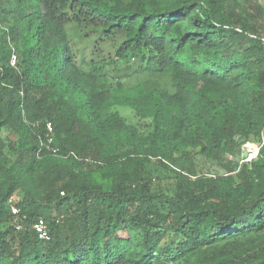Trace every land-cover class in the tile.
Segmentation results:
<instances>
[{"label": "trees", "instance_id": "16d2710c", "mask_svg": "<svg viewBox=\"0 0 264 264\" xmlns=\"http://www.w3.org/2000/svg\"><path fill=\"white\" fill-rule=\"evenodd\" d=\"M263 126L264 0H0V264H264Z\"/></svg>", "mask_w": 264, "mask_h": 264}, {"label": "rangeland", "instance_id": "374dc122", "mask_svg": "<svg viewBox=\"0 0 264 264\" xmlns=\"http://www.w3.org/2000/svg\"><path fill=\"white\" fill-rule=\"evenodd\" d=\"M120 111L129 120H131L133 122L135 121L130 110L120 109ZM257 142H258V140H255V139H251L249 141H246L244 143V145L242 146V154L244 152H251V154H253V152L256 150L255 147L257 146ZM198 170L202 173H211V172H215V171L220 172V173L223 172L222 169L217 167L214 163L207 161V160H203V159H201L199 162Z\"/></svg>", "mask_w": 264, "mask_h": 264}, {"label": "built area", "instance_id": "2783aa9c", "mask_svg": "<svg viewBox=\"0 0 264 264\" xmlns=\"http://www.w3.org/2000/svg\"><path fill=\"white\" fill-rule=\"evenodd\" d=\"M13 61L12 64L14 65L15 63V57L13 56ZM48 128L51 130V126L48 125ZM264 146V126L263 129L261 131L259 140L257 142V146L255 147L256 150L253 152V154H251V152H248V158L246 160L243 161H252L253 159H255L259 153L260 148ZM9 204L11 205V212L12 215H14L15 217H18L20 215V209L18 208V206L15 203V198H12L9 200ZM17 222V221H16ZM17 228H20L19 224H16ZM35 228L37 229L38 232H40L41 234H45V223L43 221H40L39 223H37L35 225Z\"/></svg>", "mask_w": 264, "mask_h": 264}, {"label": "water", "instance_id": "95a60500", "mask_svg": "<svg viewBox=\"0 0 264 264\" xmlns=\"http://www.w3.org/2000/svg\"><path fill=\"white\" fill-rule=\"evenodd\" d=\"M248 158V152H244L243 154H242V159L243 160H246Z\"/></svg>", "mask_w": 264, "mask_h": 264}]
</instances>
